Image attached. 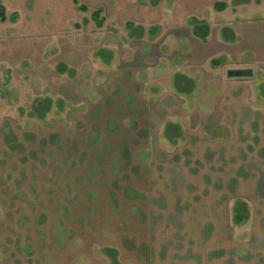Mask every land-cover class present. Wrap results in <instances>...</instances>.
Instances as JSON below:
<instances>
[{
    "label": "rangeland",
    "instance_id": "obj_1",
    "mask_svg": "<svg viewBox=\"0 0 264 264\" xmlns=\"http://www.w3.org/2000/svg\"><path fill=\"white\" fill-rule=\"evenodd\" d=\"M73 1L90 8L86 17L78 18ZM117 1L119 9L112 0H0L7 18L0 20V264H109L105 248L116 250L121 264L145 263L150 257L179 258L184 264L188 257L203 255L206 236L187 234L185 217L177 219L180 228L174 234H160L159 219L157 233L153 218L147 221L148 212L155 213L156 192L154 167H145L154 152L137 151L165 144L160 110L148 107L152 137H138L139 106L136 100L130 106L125 101L134 83L123 84L124 96L117 99L122 108L131 107L130 113L114 126L99 118L104 110L107 116L110 110L120 112L99 105L116 86L109 84L112 77L117 83L119 76L106 73L108 68L90 56L115 46L123 58L128 32L120 14L125 7L126 18L139 15L136 0ZM96 8L103 10L102 28L93 20ZM16 10L21 18L13 21ZM59 14L67 25L61 20L46 31L42 19ZM139 46L132 43L135 52ZM154 56L138 57L137 66L152 71L158 62ZM59 65L67 68L65 73H59ZM140 77L146 82V89L136 82L142 102L169 86L170 74L164 71ZM47 99L52 109L39 120L32 110ZM88 108L90 116H81ZM162 154H157L159 163ZM141 189L150 201L140 202Z\"/></svg>",
    "mask_w": 264,
    "mask_h": 264
},
{
    "label": "crops",
    "instance_id": "obj_2",
    "mask_svg": "<svg viewBox=\"0 0 264 264\" xmlns=\"http://www.w3.org/2000/svg\"><path fill=\"white\" fill-rule=\"evenodd\" d=\"M168 2L136 0L139 15L129 14L130 19L126 18L128 13L124 7L126 13L122 10L120 15L124 16L126 31L128 25L140 27L144 30L143 38H130L126 34L128 42L122 45L128 49L123 48L126 49L123 58L115 46L111 50L95 51L97 54L109 52L105 54L107 59L94 53L90 56L108 68L106 73L119 76L117 83L111 76L109 84L116 86L99 105L121 108L120 112L116 110L114 115L110 110L107 116L103 109L99 118L110 126L120 118L125 119L123 116L130 113L131 107L122 108L124 103L117 98L124 96L121 85L133 83L134 91L125 101L130 106L136 100L139 106L136 112L141 124H138L137 136L152 137L150 108L155 107L156 112L162 113L160 132L164 131L165 144L157 147L158 151L155 145L139 147L137 154L155 153L148 168L145 167L155 170V213L148 212L149 224L151 218L154 226L159 219L160 234H174L179 233L178 218L185 217L187 234L206 236L203 255L188 257L182 260L184 264H264V0ZM112 4L119 9L117 0H112ZM220 4L227 7L220 10L217 8ZM79 6H85L87 11H80ZM89 10L78 1V18L86 17ZM98 10L102 8L93 12ZM18 11L13 13L17 19L21 18ZM61 16L45 17L43 28L51 32L50 28L58 27L61 20L67 25L66 17ZM167 19L170 22L165 25ZM203 25L209 28L205 40L196 35L197 28ZM163 30L169 32L162 36ZM134 42H140L138 52L132 48ZM152 50L158 60L152 71L143 65L137 66V58L150 57ZM214 61L218 64L213 65ZM236 70H250L252 76L229 77L228 73ZM163 71L170 74L169 86H164V91L163 87L159 89L160 93L150 101H140L136 83L143 82L140 75ZM185 79L193 83L189 82L192 87ZM142 84L146 89V82ZM82 92L78 94L83 96ZM91 112L88 108L81 116H90ZM133 127L132 123L130 130ZM159 152L163 153L161 163L157 161ZM139 194L140 202L151 200L147 191L141 189ZM238 202L247 205L248 218L243 222L236 221ZM154 229L156 232L158 225ZM215 235H218L217 242L213 241ZM179 262V258L150 257L140 264Z\"/></svg>",
    "mask_w": 264,
    "mask_h": 264
},
{
    "label": "trees",
    "instance_id": "obj_3",
    "mask_svg": "<svg viewBox=\"0 0 264 264\" xmlns=\"http://www.w3.org/2000/svg\"><path fill=\"white\" fill-rule=\"evenodd\" d=\"M235 4H237V1H234ZM75 5H78V3L76 1H74ZM227 7L226 4H220L217 6L218 9L222 10L225 9ZM79 10L82 12H86L87 8L85 6H79ZM102 14V11L98 10L93 12V20L94 22H96V26L98 28H102L103 27V23L105 22L104 19H102L100 16ZM0 20L2 22H6L7 18H6V10L4 8L3 5L0 4ZM13 21H15V17L13 18ZM127 30H128V36L130 38H138L141 39L144 36V30L140 27H133L132 25H128L127 26ZM198 30H200V34L198 33ZM209 33V28L207 26H201L200 28H197L196 30V35L200 36L203 40L206 39V36ZM105 54H107V52L102 51L99 52L97 54V56H105ZM218 61H214L213 65H217ZM59 73L63 74L66 72V67H64V65H59ZM75 74L74 71H70V76H73ZM184 80V79H183ZM186 80V79H185ZM186 83H191L193 85V83L189 80H186ZM189 83V84H190ZM190 84V85H191ZM191 85V87H192ZM63 103L60 102L59 103V107L60 109L62 108ZM53 103L51 99H47L46 101H40V103L37 104L38 108H34L32 110V112H34L36 114V116L38 117L39 120H44L45 116L47 113H49L52 109ZM35 117V116H33ZM235 213H236V221L238 222H243L248 218V210H247V205L245 203L242 202H238L237 206L235 208ZM103 253L106 255V257L109 259L110 264H121V262L119 261V256L116 250L111 249V248H105L103 250Z\"/></svg>",
    "mask_w": 264,
    "mask_h": 264
},
{
    "label": "water",
    "instance_id": "obj_4",
    "mask_svg": "<svg viewBox=\"0 0 264 264\" xmlns=\"http://www.w3.org/2000/svg\"><path fill=\"white\" fill-rule=\"evenodd\" d=\"M229 77H251L252 76V71L250 70H236V71H230L228 73Z\"/></svg>",
    "mask_w": 264,
    "mask_h": 264
}]
</instances>
